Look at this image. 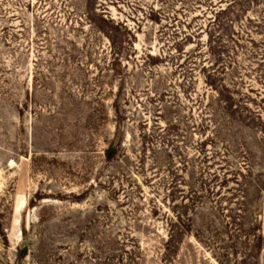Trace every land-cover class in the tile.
I'll list each match as a JSON object with an SVG mask.
<instances>
[{"label":"rangeland","instance_id":"374dc122","mask_svg":"<svg viewBox=\"0 0 264 264\" xmlns=\"http://www.w3.org/2000/svg\"><path fill=\"white\" fill-rule=\"evenodd\" d=\"M0 264H264V0H0Z\"/></svg>","mask_w":264,"mask_h":264},{"label":"bare ground","instance_id":"6f19581e","mask_svg":"<svg viewBox=\"0 0 264 264\" xmlns=\"http://www.w3.org/2000/svg\"><path fill=\"white\" fill-rule=\"evenodd\" d=\"M24 203H26L24 200H21L19 207L17 208V212H20V209L23 207Z\"/></svg>","mask_w":264,"mask_h":264},{"label":"trees","instance_id":"16d2710c","mask_svg":"<svg viewBox=\"0 0 264 264\" xmlns=\"http://www.w3.org/2000/svg\"><path fill=\"white\" fill-rule=\"evenodd\" d=\"M108 155H110V154L108 153Z\"/></svg>","mask_w":264,"mask_h":264}]
</instances>
